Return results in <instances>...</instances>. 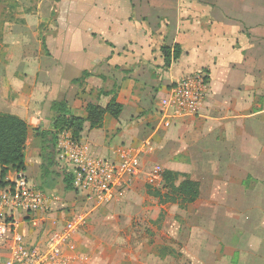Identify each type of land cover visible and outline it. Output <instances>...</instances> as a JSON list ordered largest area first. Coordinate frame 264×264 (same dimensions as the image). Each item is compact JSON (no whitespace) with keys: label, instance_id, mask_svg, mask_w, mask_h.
<instances>
[{"label":"crops","instance_id":"0c3cea01","mask_svg":"<svg viewBox=\"0 0 264 264\" xmlns=\"http://www.w3.org/2000/svg\"><path fill=\"white\" fill-rule=\"evenodd\" d=\"M43 1L49 2L46 11L17 17L22 23L15 30L21 44L16 65L20 73L2 80L0 94V114L28 123L24 172L30 184L49 199L44 211L16 215L28 244H44L83 202L75 188L65 187L66 175L74 169L59 159L58 148L57 163L42 174V141L34 130L51 126L50 107L56 100L66 99L76 116L85 115L88 103L107 107L115 97L123 105L118 119L107 114L100 128L85 124L80 142L90 145L97 156L113 158L122 145L138 147L145 138L152 139L154 150L142 155L143 172L113 203L128 197L137 200L142 181L157 190L146 180L153 166L146 167L149 157L166 166L210 168L209 197H225V205L194 206L193 211L201 214H214L221 208L231 212L230 202L237 193L243 197L260 190L264 184V0ZM25 33L36 39L35 45L22 43ZM5 34L9 39L11 34ZM176 46L181 51L177 59L173 57ZM166 50L171 56L169 64ZM198 71L208 75L209 83L199 113L163 127L160 100L182 77ZM84 72L90 76L76 81ZM221 167L226 177H214V170L223 174ZM1 171L0 165V176ZM181 172L185 173L181 181L189 178L199 184V197L188 203L195 204L201 198L202 180ZM15 174L9 168L4 181L13 180ZM221 181L223 193H219ZM164 210L159 201V205L140 206L135 212L145 218L150 215L152 238L146 240L141 253L134 250L129 255L128 264H217V241L225 246L220 259L224 264H264L263 234L240 241L233 246H239L237 252L231 248L232 235L231 245L226 235L222 241L215 232L202 239L195 231L201 224L174 222L167 231L166 224L158 223ZM258 211L263 212L264 206ZM154 225L164 230L163 235H170L157 237ZM259 226L264 230V223ZM208 227L216 230L217 226L210 222ZM189 229L192 232L187 236L184 230ZM9 245V235L0 237V264L6 262ZM120 256L114 259L116 264L126 262ZM88 264L95 262L90 258Z\"/></svg>","mask_w":264,"mask_h":264},{"label":"rangeland","instance_id":"374dc122","mask_svg":"<svg viewBox=\"0 0 264 264\" xmlns=\"http://www.w3.org/2000/svg\"><path fill=\"white\" fill-rule=\"evenodd\" d=\"M40 5L41 7L38 8ZM48 5L49 2H44L43 0H0V94L3 93V90H1V87L4 85L2 80H5V78L11 75L16 78L20 73L16 65L20 63L18 58L19 54L17 53L18 47L21 44L18 42L15 30L17 28L16 26L22 25V23L17 22V17L46 11V9L49 8ZM11 28L15 29L10 30ZM7 32L11 34L8 36L9 39H6L7 35L5 33ZM35 41L36 39L34 37L25 33L22 43L24 45L33 46L36 43ZM158 161L159 160L153 157H149L146 161V167L150 168ZM159 163L166 170L178 175L177 182L181 181L185 176V173L181 171L188 172L191 176L200 178L203 186L199 201L192 205L185 203L183 199L177 197L172 190L171 193L167 195H159L153 189L146 187L143 181L141 182L142 185L139 189V198L137 200H134L133 197H128L119 203L116 202L103 206H98L95 202L90 201L82 192L77 190V195H81L83 202L74 207L73 216L71 215L70 218L81 214L86 216V223L79 232L78 238L81 244L80 246L83 249L82 251H85L95 264H116L114 259L118 260V256L120 255V259L124 258L123 260L126 261L122 262V264H128V257L131 253L134 254V250H137L138 253L145 250L147 244L146 240L152 238V235L150 236L149 233V231L152 230V222L149 219L150 215H145L147 216V218H145L143 215L136 214L135 212L138 211L140 206L154 207L157 203L159 205V201L167 210H164L165 213H162L158 223L166 224L167 231L169 230L170 224L174 222L193 224L197 227L201 224L202 227L200 229L197 228L195 231L200 233L202 239H208L209 236H213L212 233L215 232L218 239L223 241L226 235L229 241L232 235L234 244H232L231 248L234 250L237 249V252H239V246L235 248L233 246L240 244V241L243 243L246 241L245 239L250 240L253 237L261 236V234L264 235V230H260L261 227H258V225L264 223V211L261 212L262 214L258 211V208L260 210L264 206V197L262 196L264 194V184L260 186L259 191L255 190L249 192V195L240 197V194L237 193L236 197H233L230 202V205H233L230 208L232 209L230 210L231 212L225 213L223 208H221L220 212L214 214H201L198 213V210L193 211V207H201L209 204L215 205L216 207L225 205V197H209V194L212 192L208 185V172L210 168L184 166L175 163L166 166L161 161H159ZM171 168L177 171L170 170ZM221 171L223 174H221L220 171L214 170V177H220V175L226 177V174H224L226 172L225 167H221ZM230 172L229 170V173ZM218 186L221 188H219V193H223V187H225L224 181L219 182ZM166 192L167 190L165 193ZM148 193L159 199L149 196ZM178 205L186 206L187 209H181ZM210 222H215L217 226L216 230L208 227V223ZM224 225H227V227L230 226L231 229L226 231ZM154 229L157 237H166V235H170L169 232L163 235L164 230L160 227L158 228L156 225H154ZM191 232L192 229L184 230L187 236L190 235ZM228 244H230V241ZM215 247L216 253H218L217 264H224L223 261L220 262V259L224 257L222 255L225 251L224 244L220 247L217 241ZM232 249H230V251Z\"/></svg>","mask_w":264,"mask_h":264},{"label":"built area","instance_id":"2783aa9c","mask_svg":"<svg viewBox=\"0 0 264 264\" xmlns=\"http://www.w3.org/2000/svg\"><path fill=\"white\" fill-rule=\"evenodd\" d=\"M208 75L190 73L177 81L160 100L161 125L169 127L177 119L197 115L208 93ZM58 156L74 169V187L98 206L116 201L122 190L131 187L143 172L142 155L154 150L151 138L138 147L122 145L113 158L97 156L90 145L76 141L71 131L58 139ZM165 168L154 164L146 173L147 183L163 189ZM46 194L30 184L24 170L0 187V237L10 236L5 264H88L89 256L81 251L78 235L86 223L84 214L66 221L54 230L44 244L30 245L20 229L17 214L37 213L48 208Z\"/></svg>","mask_w":264,"mask_h":264},{"label":"trees","instance_id":"16d2710c","mask_svg":"<svg viewBox=\"0 0 264 264\" xmlns=\"http://www.w3.org/2000/svg\"><path fill=\"white\" fill-rule=\"evenodd\" d=\"M166 62L171 61V56L166 50ZM181 55L180 48L176 46L173 57L179 58ZM90 76V73L84 72L83 76L76 81H84ZM110 93V92H109ZM106 92V94H109ZM51 126L49 128H36L34 133L40 137L42 141V174L45 176L49 173L52 166L57 163V144L59 135L63 131H71L73 138L80 141L85 124L88 122L90 128H100L104 124V119L107 114L118 119L123 110V105L118 103L115 97L107 107H102L98 104L88 103L85 106V115L76 116L72 113L66 99L56 100L51 104ZM28 123L13 115L0 114V165L2 166L0 176V187L6 185L4 181L9 168L16 171L25 170V150L28 147ZM176 173L165 171V183L163 189H157L159 195H167L171 190L176 196L183 199L185 203H193L199 197V184L189 178L177 184ZM75 176L74 173H69L65 178V187L67 190H73ZM167 190L166 193H162ZM170 199V198H168Z\"/></svg>","mask_w":264,"mask_h":264}]
</instances>
